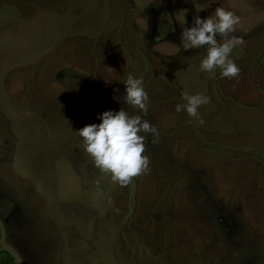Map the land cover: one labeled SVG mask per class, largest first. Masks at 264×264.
<instances>
[{"label": "rangeland", "instance_id": "obj_1", "mask_svg": "<svg viewBox=\"0 0 264 264\" xmlns=\"http://www.w3.org/2000/svg\"><path fill=\"white\" fill-rule=\"evenodd\" d=\"M218 6L241 18L231 79L178 39ZM128 73L158 136L120 186L75 131L140 114ZM185 92L203 123L175 111ZM0 224L18 264H264V0H0Z\"/></svg>", "mask_w": 264, "mask_h": 264}, {"label": "clouds", "instance_id": "obj_2", "mask_svg": "<svg viewBox=\"0 0 264 264\" xmlns=\"http://www.w3.org/2000/svg\"><path fill=\"white\" fill-rule=\"evenodd\" d=\"M240 21L241 18L233 11L219 6L204 18L195 15L190 25L181 28L178 37L180 46L184 50H205L199 71L212 74L219 69L221 78L237 77L240 69L230 58V53L241 43L234 35ZM122 84L124 104L138 109L140 114L130 115L122 107L118 110H104L97 114L99 123L86 124L75 132L81 138L83 151L91 157L99 172L107 174L113 183L125 186L133 177L147 173L150 161L144 154L145 140L147 134H151L153 139L157 137L158 131L147 119L142 118L147 114L149 101L142 78L128 73ZM181 99L183 102L175 105V111H183L190 118L203 123L198 109L207 104L209 98L202 93L185 92ZM96 184L98 194L103 195L99 181Z\"/></svg>", "mask_w": 264, "mask_h": 264}, {"label": "trees", "instance_id": "obj_3", "mask_svg": "<svg viewBox=\"0 0 264 264\" xmlns=\"http://www.w3.org/2000/svg\"><path fill=\"white\" fill-rule=\"evenodd\" d=\"M1 237L2 228L0 224V264H18L16 257L9 250L2 246Z\"/></svg>", "mask_w": 264, "mask_h": 264}, {"label": "crops", "instance_id": "obj_4", "mask_svg": "<svg viewBox=\"0 0 264 264\" xmlns=\"http://www.w3.org/2000/svg\"><path fill=\"white\" fill-rule=\"evenodd\" d=\"M13 254V253H12Z\"/></svg>", "mask_w": 264, "mask_h": 264}, {"label": "flooded vegetation", "instance_id": "obj_5", "mask_svg": "<svg viewBox=\"0 0 264 264\" xmlns=\"http://www.w3.org/2000/svg\"><path fill=\"white\" fill-rule=\"evenodd\" d=\"M2 228V227H1Z\"/></svg>", "mask_w": 264, "mask_h": 264}]
</instances>
